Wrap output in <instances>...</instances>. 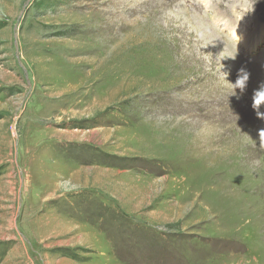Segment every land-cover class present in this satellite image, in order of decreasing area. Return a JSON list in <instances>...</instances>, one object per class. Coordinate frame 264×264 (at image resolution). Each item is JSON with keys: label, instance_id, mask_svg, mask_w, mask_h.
I'll list each match as a JSON object with an SVG mask.
<instances>
[{"label": "rangeland", "instance_id": "374dc122", "mask_svg": "<svg viewBox=\"0 0 264 264\" xmlns=\"http://www.w3.org/2000/svg\"><path fill=\"white\" fill-rule=\"evenodd\" d=\"M261 83L264 0H0V264H264Z\"/></svg>", "mask_w": 264, "mask_h": 264}, {"label": "clouds", "instance_id": "9594fccd", "mask_svg": "<svg viewBox=\"0 0 264 264\" xmlns=\"http://www.w3.org/2000/svg\"><path fill=\"white\" fill-rule=\"evenodd\" d=\"M252 8L249 10L251 11ZM250 73L245 69H240L238 77L235 80V83H231L233 86V94L235 95V89H239L241 94L245 91L247 87V82L249 80ZM239 99V97H237ZM264 105V83H261L259 88L254 91L252 96V109L255 111L257 118L264 121V112L260 111V107ZM259 137L261 138V143L264 144V129L259 131Z\"/></svg>", "mask_w": 264, "mask_h": 264}, {"label": "bare ground", "instance_id": "6f19581e", "mask_svg": "<svg viewBox=\"0 0 264 264\" xmlns=\"http://www.w3.org/2000/svg\"><path fill=\"white\" fill-rule=\"evenodd\" d=\"M241 31H239V30H237V29H235L234 30V35H235V37H237L238 39H243L244 38V35H243V33H240ZM253 42V41H252Z\"/></svg>", "mask_w": 264, "mask_h": 264}]
</instances>
